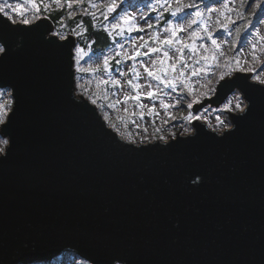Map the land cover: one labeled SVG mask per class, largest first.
Listing matches in <instances>:
<instances>
[{
	"label": "water",
	"instance_id": "95a60500",
	"mask_svg": "<svg viewBox=\"0 0 264 264\" xmlns=\"http://www.w3.org/2000/svg\"><path fill=\"white\" fill-rule=\"evenodd\" d=\"M5 24L0 88L14 100L0 163V260L264 264V92L231 135L196 125L169 144L126 143L74 97L73 41ZM237 74L236 76H243ZM226 93V95H225ZM220 90L218 106L230 94ZM143 149V150H141ZM198 178V181H197Z\"/></svg>",
	"mask_w": 264,
	"mask_h": 264
},
{
	"label": "snow or ice",
	"instance_id": "6c2138e0",
	"mask_svg": "<svg viewBox=\"0 0 264 264\" xmlns=\"http://www.w3.org/2000/svg\"><path fill=\"white\" fill-rule=\"evenodd\" d=\"M28 2H32V0H28ZM52 4L56 6L57 9H62L65 5L69 9L68 19L74 18V12L71 11L74 7V4H79L82 0H51ZM43 3V0H41ZM173 3L175 6H173ZM127 4L125 7L124 5ZM241 4L245 5L246 8H251V12L249 16H256L259 13H264V0H255V3L252 0H241ZM44 7L48 8V4L44 3ZM90 7L93 9H103L101 13L105 20L111 19L108 25H105V31L109 33V35L115 34L116 36H123L125 32L131 33L133 31L143 32L144 28L140 27L138 24V19L143 21L146 18L151 19V17H146L145 14H140L137 17V11L133 5L127 3V0H107L106 3L96 4L94 0H90ZM145 7H148L151 11H155L157 7L163 9V12L160 13L159 18H163L164 12L170 14V16L174 19H169L166 22V26L161 30L168 35L163 38L160 37L159 32H153L150 36V40L153 43H156L157 47H150L148 41L145 40L144 43L140 44L138 48H135V53L128 54L125 53L122 59H135L136 56L141 55H150V54H161L156 55L155 59L151 60V66L141 65L144 67V71L147 73V76L152 80L156 81L158 84L163 85L164 88L171 89L173 92L177 91V85H182V95L176 97V104L181 103L182 101H186V108L188 109L187 115H183L180 117L186 124L192 125V129L189 128L184 129L185 135H188L193 131L196 127L193 124V121H199L201 119V115H197L199 112V108L196 106L199 105L203 107V101L206 98H211L215 96L217 99H220V90L227 89L228 92H231V96H227V99L223 103V106L216 111L223 114L216 116V125L212 129L217 135L224 137L226 135H231L234 130L238 129V122L244 121L248 118L249 114L252 112V101L249 95L250 91L257 90V85L259 86V91L264 92V69L257 72L256 67H248L245 69L241 66V60L238 58L235 59V67L233 68V61L230 59H225L224 64H220L216 53L222 57L224 53L220 51L221 45L225 43V41L213 38L212 31L209 30L208 25L206 23H201L200 27L194 31H189L192 29V26L197 24L198 21L203 17L204 13L201 12L197 5L194 3H184V0H155V5L146 4ZM132 8V11L129 9ZM246 8L242 9L237 13L238 18H244V12ZM21 6L19 4L16 5L15 8H12L10 4L5 3L0 5V15L5 18V24L8 22L15 23L14 15H23L21 12ZM186 9H196L194 12L189 13L186 12ZM235 11V9L231 8L229 4L225 3L221 5L220 9L210 8L208 12H219V15L225 17V22H221L217 19L216 23L220 28L227 29L230 24H235L236 22L231 19L230 16H226L227 12ZM36 12H39V8H36ZM84 15H90L95 17V12H90L88 8L83 9ZM191 16V19L188 17ZM39 15L35 17V19H39ZM159 18L157 19V23H159ZM187 20V23L183 21ZM251 21H249L250 23ZM20 23L24 25H31L33 21L23 18L20 20ZM249 23H245L243 28H237L236 30V38L239 39L241 37V32L247 30L249 27ZM257 23L264 24V19L258 20ZM95 25H93L94 27ZM78 28H81V24H77ZM155 25L152 23L147 24V28L152 29ZM75 31V30H73ZM83 31V29H82ZM180 32H187L188 39L190 42L181 41L177 34ZM82 33H77L80 35ZM54 35L59 36L61 40H64V36H60L59 33H55ZM254 35L257 37V42L264 41V34H261L260 30L257 29L254 32ZM143 40V37H140ZM200 39H207L211 41V47L207 44H200L199 49L202 52H198L196 41ZM135 47V40L132 41ZM167 46L165 48L164 46ZM180 45V47H177ZM233 47L236 46L235 41L233 42ZM148 47L147 52H140L139 49ZM257 43H254L252 46V61L254 64H258L264 66V61L260 60V58L256 55L257 52ZM121 51H123V45H120ZM185 50H188L192 55L187 59H191L193 65H199L201 60L204 61V67H191L190 74L185 71L190 68V65L186 62L184 57ZM75 57L76 64H80V60L84 58L87 53H85L84 49L77 46L75 48ZM121 51L115 53L116 56H121ZM8 48L5 36L0 33V55H7ZM172 52H175L176 55H171ZM198 57V58H194ZM91 59V57H89ZM114 57L104 55L103 62L101 64H96L95 66H89L88 68L77 67V71L79 72H99L103 71L107 73L110 67V61L113 60ZM171 61V62H169ZM117 64L121 63L122 60H116ZM213 62L215 63V67L222 68L220 74L216 77L215 83L211 79H206L203 82L201 80H197L196 84L198 87L194 88L192 86V77H200L203 73L205 77L209 75L208 68L213 66ZM244 63H247L245 61ZM158 65V67H157ZM129 71L133 73V78L128 80L127 85L133 89H140L141 85L138 83H134V80H137L140 76V73L136 71V69L130 68ZM247 72L253 73L252 75H243V76H234L233 72ZM121 76L125 75V73L121 72ZM111 84L114 86H121V82L116 79L103 80L100 79L97 82V89H100L101 85ZM79 87L83 88L84 92H87V88H84L83 85H79ZM148 90L145 95L151 99L156 98V93L163 92V89L157 88L156 93L152 91V85L148 84ZM12 93H9L11 96ZM226 95V93H225ZM95 96L96 98H92ZM100 98L98 93H92L89 96L91 103L93 105L96 104L97 99ZM140 92H136L135 96L125 95L124 100L127 101L129 99L139 100ZM104 99H107V95L104 96ZM120 103V101H116L114 103H109L107 106L109 108H115L116 104ZM175 104L169 105L163 103L161 101V107L164 109H168L169 107H175ZM142 107V106H141ZM127 112V109H124ZM151 109H149V113H151ZM15 115V109L13 107L12 100H5L0 103V129H8L13 116ZM104 120L108 122L109 127L116 130L117 133L126 140H131V135L125 136L124 133L119 132L117 128V124L110 120L108 114L104 115ZM170 119H176L175 116H171ZM118 121H123L124 117H117ZM167 123V121H165ZM146 131V129H145ZM157 132L160 129H156ZM176 133L169 131L167 135H160L158 139L163 141L165 145L170 146L169 139H175ZM148 137L145 136L141 139L140 143L143 144ZM135 143V141H132ZM12 146V138L7 134V132H0V163L4 162L8 158V153L11 150ZM143 150V149H141ZM198 181V178H197ZM0 264H3V261L0 260ZM84 264H96L95 261H92L90 258L84 259ZM103 264H128L127 260H125L120 255H112L108 257Z\"/></svg>",
	"mask_w": 264,
	"mask_h": 264
},
{
	"label": "rangeland",
	"instance_id": "374dc122",
	"mask_svg": "<svg viewBox=\"0 0 264 264\" xmlns=\"http://www.w3.org/2000/svg\"><path fill=\"white\" fill-rule=\"evenodd\" d=\"M98 1H96L95 3L98 4ZM106 2L107 0H103L100 4ZM252 2L255 3V0H252ZM4 3L5 1H0V5H3ZM7 3L10 4L12 8H15L17 4L21 6L20 10L23 15L13 13L15 23L20 22V19L23 18L29 19L31 21L36 20L35 17L39 15V12H36L37 7L39 8V11H48L49 8L53 6L55 8L54 10L59 11L62 14L69 12V9L66 5L62 9H57L56 6L52 4L51 0H43V3H41V0H32L31 3L28 2V0H7ZM44 3L48 4V8L44 7ZM127 3L133 5V7L138 10L136 13L137 17H139L140 14H145L146 17L150 16L151 19L146 18L143 21L138 19L137 22L140 27L144 28V31H133L131 33L126 32L123 36L117 38V41L115 42L114 46L104 54L94 55L91 51H85L87 55H85L84 58L80 60L79 65L76 64V69L77 67L88 68L89 66H95L96 64L102 65L104 55L112 56L114 57V59L110 61V67L107 73H104L102 70L95 73L79 72L76 70L80 74L77 81V95L82 96L83 98L91 102L89 96L92 95V93H98L100 98L97 99V102L94 106H96L98 111L100 112L99 114L101 118L104 119V115L108 114L110 120L117 124L119 132L124 133L125 136L131 135V140L125 139L128 142H140L141 139L145 136L148 137V140H153L151 139L152 137L158 139L160 135H167L169 131L178 133L180 128L183 129V132L185 128L191 129V125L186 124L185 122L184 124L180 125L175 124L170 128H167L165 123V121L168 120V117L171 116L170 114H174V108L178 106L176 104L175 98L183 94L181 91L182 85H177L176 92H173L171 89L164 88L163 85L158 84L156 81L148 77L147 73L144 71V67L141 66L142 64L151 66V60L155 59L156 55H162V53L150 54L147 56H136L135 59H122L125 53L134 55L135 48H138L139 45L144 43L145 40L148 41L150 47H157L158 45L150 40L151 34L153 32H159L161 38L168 35L167 33H164L161 30L166 26L167 20L174 18H172L167 12H164L163 18H159L160 13L163 12V9L157 7L155 11H151L148 7H145V5L149 3L155 5V0H127ZM184 3H194L197 5L198 9L204 13L203 17L198 21L197 24L193 25L192 29H190L189 31H194L200 27L201 23H206L208 25L209 30L212 31L214 39H217L218 41H225V43L221 45L220 49V51L224 53V56L221 57L219 53H216L219 63L221 65L224 64L225 59H230L233 61L232 66L234 68V58H238L241 60V66L245 69H247L248 67H256L257 72L264 69V66L254 64V62L252 61V46L254 43H257L258 45L256 55L260 58V60L264 61V41L257 42V37L254 35V32L257 29L260 30L261 34H264V24L257 23L258 20L264 19V13L258 12L256 16H249L251 8H246L245 5H242L241 0H208V2L204 4H201V1L199 0H184ZM225 3L229 4L231 8L235 9V11L226 13V16H230L231 19L236 22L235 24H230L227 29L220 28L219 25L216 23L217 19H219L222 23L225 22V17L220 16L219 12H208V9L210 8L220 9L221 5ZM77 5H81V3L74 4V7L72 9L74 13L80 12L82 10V8ZM124 6L126 7L127 4H125ZM173 6H175L174 3ZM41 7L42 9H40ZM244 8H246V11L244 12V18L240 19L238 18L237 13ZM132 10V8L129 9V11ZM195 10L196 9H186L185 11L192 13ZM158 18L159 23H157ZM191 18V16L188 17V19ZM249 21L251 22L249 23ZM183 22L187 23V20ZM148 23H152L153 25H155V27L152 29L147 28ZM245 23H249V27L247 30L242 31L241 37L237 39L236 30L237 28L242 29ZM67 34L68 32L63 31L60 36L65 37ZM177 36L181 41L190 42L188 39L187 32H180L177 34ZM140 37H143L144 39L141 40ZM133 40H135V47L132 43ZM234 41L236 44L235 47L232 46ZM202 43L207 44L209 47H211L210 40H197L196 45L198 52H202V50L199 49V45ZM120 45H123V51H121ZM164 47L167 48L166 45ZM177 47H180V45H177ZM139 50L140 52L144 53L148 51V47L141 48ZM118 51H121V56L115 55V53ZM171 55L175 56L176 53L172 52ZM191 55L192 54L188 52V50H185L184 57L186 59V62L190 65V68L186 69L185 71H187L189 74L191 71V67H204V61L202 60L199 65H193L192 60L187 59ZM89 57H91V59H89ZM116 60H122V62L117 64L115 62ZM245 61H247V63H244ZM215 63L216 62H213V66L208 68L209 75L207 77H205L202 73L200 77L191 78L192 86L194 88L198 87V85L196 84L197 80H201L203 82L206 79H211L213 83H215L216 77L220 74L222 70H224L222 68L215 67ZM133 67L136 69L137 72L140 73L139 78L137 80H134L133 82L140 84L141 88L130 91L129 86L126 82L133 78V73L129 71V69ZM121 72L125 73V75L121 76ZM100 79L106 81L110 79H116L121 82V86L106 84L101 85L100 89H97L96 85L98 80ZM148 84L152 85V91L154 93H156L158 87L163 89V92L156 93V98L149 100L148 97L145 95L148 90ZM79 85H83L84 88H87L88 91L84 92L83 88L79 87ZM137 91L140 92V98L136 103L133 99H129L127 101L124 100V96L126 94L130 96H135ZM9 93V91L0 90V103L5 100H12L11 96H9ZM105 95H107V99H104ZM92 98L95 99L96 97L93 96ZM207 99L208 98H206L205 100ZM117 100L120 101V103L116 104L115 108H109L107 106L109 103H114ZM161 101H163V103L165 104H175L176 106L164 109L163 107H161ZM182 105L186 106V101H184ZM125 108L127 109V112L124 111ZM219 108H212L208 105L207 107L205 106L203 109H201L197 113V115H201V120L204 121L206 125H208V127L213 129L216 125V116L223 115L216 111ZM149 109L152 110L151 113H149ZM185 112L187 115L188 111ZM118 116L124 117V120L118 121ZM105 123L109 126L108 122L105 121ZM156 129H160V131L157 132ZM34 264H84V261L68 253L61 255L59 258L54 259L50 263L46 262Z\"/></svg>",
	"mask_w": 264,
	"mask_h": 264
},
{
	"label": "bare ground",
	"instance_id": "6f19581e",
	"mask_svg": "<svg viewBox=\"0 0 264 264\" xmlns=\"http://www.w3.org/2000/svg\"><path fill=\"white\" fill-rule=\"evenodd\" d=\"M15 109V108H14Z\"/></svg>",
	"mask_w": 264,
	"mask_h": 264
}]
</instances>
